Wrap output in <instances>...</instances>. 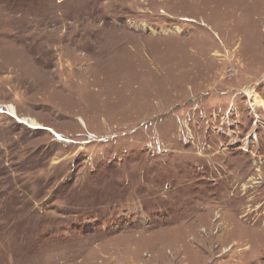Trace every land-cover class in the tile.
I'll use <instances>...</instances> for the list:
<instances>
[{"label":"rangeland","instance_id":"rangeland-1","mask_svg":"<svg viewBox=\"0 0 264 264\" xmlns=\"http://www.w3.org/2000/svg\"><path fill=\"white\" fill-rule=\"evenodd\" d=\"M0 264H264V0H0Z\"/></svg>","mask_w":264,"mask_h":264},{"label":"bare ground","instance_id":"bare-ground-1","mask_svg":"<svg viewBox=\"0 0 264 264\" xmlns=\"http://www.w3.org/2000/svg\"><path fill=\"white\" fill-rule=\"evenodd\" d=\"M9 111H10V113H11L12 115H17V114H16V111H15V108H14L13 106H11V107L9 108ZM24 122L26 123L25 120H24ZM34 124H36V123L34 122Z\"/></svg>","mask_w":264,"mask_h":264}]
</instances>
